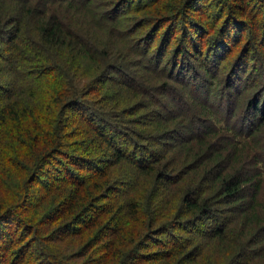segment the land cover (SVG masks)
Wrapping results in <instances>:
<instances>
[{
    "label": "trees",
    "instance_id": "16d2710c",
    "mask_svg": "<svg viewBox=\"0 0 264 264\" xmlns=\"http://www.w3.org/2000/svg\"><path fill=\"white\" fill-rule=\"evenodd\" d=\"M0 264H264V0H0Z\"/></svg>",
    "mask_w": 264,
    "mask_h": 264
}]
</instances>
